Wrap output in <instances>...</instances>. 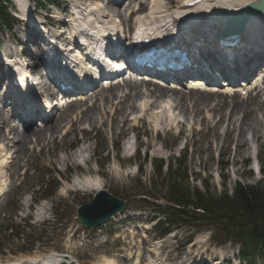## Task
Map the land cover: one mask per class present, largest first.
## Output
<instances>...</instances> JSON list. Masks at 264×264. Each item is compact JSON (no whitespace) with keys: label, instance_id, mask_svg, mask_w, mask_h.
I'll return each mask as SVG.
<instances>
[{"label":"rangeland","instance_id":"rangeland-1","mask_svg":"<svg viewBox=\"0 0 264 264\" xmlns=\"http://www.w3.org/2000/svg\"><path fill=\"white\" fill-rule=\"evenodd\" d=\"M70 1L73 6L74 0ZM181 1L162 0V3L175 11ZM105 2L108 11L110 6ZM35 7L30 0L29 9L33 11ZM70 7L61 0L59 12L55 5L43 10L37 8L35 17L57 26L56 17L69 15ZM142 8L137 17L148 15V4ZM124 14L127 24L132 25L128 12L124 11ZM18 15L22 17L21 12ZM116 17L122 18L121 15ZM28 25L30 23L18 19L13 31L2 35L1 57L3 54L20 55L18 45L23 43L21 48L27 56L24 65L38 61L36 51L39 46L35 38L40 32L28 33ZM28 46L31 51L26 49ZM26 67L31 78L40 80V91L53 97L51 93L56 92L44 77L43 69L37 64ZM99 89L87 99V104L99 99L94 121L82 120L74 126L80 108L77 104H69L56 113L58 117L42 126H39V120L27 124L25 130L31 136L35 128H50L56 121H62L54 136L48 133L41 141L33 137L26 146L13 148L18 135L10 134L9 128L14 123L0 124V161L6 159L7 169L3 168V171L8 191L6 201L0 203V263L45 257L66 250L78 264H101L105 258L116 261L115 264H210L212 259L220 264H241L237 245L233 242L220 245L207 231L196 233L195 228L182 226L165 237H158L150 222L155 207L142 204L135 193L144 191L143 186L153 178L152 158H169L180 152L186 154L190 183H201L200 179L205 177L213 193L222 191L224 184L232 189L239 180L257 184L264 178L261 172L264 168V90L251 91L247 97L238 93L230 95L225 104L210 100L204 107L190 106L185 112L171 110V120L160 119L158 124L154 121L157 111L143 116L137 110L130 113L127 123L122 124L114 121L113 110L101 101L109 88L97 91ZM147 100L139 99L137 104ZM103 110L108 113L104 114ZM21 124L17 123V126ZM17 129L23 131V127ZM81 148L83 154L75 159L76 151ZM141 164H144L143 170L139 169ZM257 164L260 174L254 171ZM85 176L97 178L103 189L112 193L131 192L132 206L98 227H83L67 206L74 210L92 199L94 191L70 184ZM52 177H57L58 182L44 193H38L43 179L47 182ZM49 192L54 195L43 199ZM42 204L46 208L38 217L36 213ZM55 213L58 218H53L57 217ZM30 218L37 223L34 229L26 224V219ZM10 226L13 231L9 230ZM31 232L35 236L26 238ZM38 232L41 233L38 235ZM190 235H194L193 240L186 245Z\"/></svg>","mask_w":264,"mask_h":264},{"label":"bare ground","instance_id":"bare-ground-1","mask_svg":"<svg viewBox=\"0 0 264 264\" xmlns=\"http://www.w3.org/2000/svg\"><path fill=\"white\" fill-rule=\"evenodd\" d=\"M253 1L255 0H205L200 6L196 8H188L184 5L186 2H188V0H182L181 4H179L175 8V11H172L171 9H168L167 6L163 5L162 0H133V2H131V0H125L121 2V4H116L112 0V2L108 3V5L110 6V10L107 14L102 4H94L91 3L90 0H87V2L85 3V9H82L83 6H81L80 10L82 14L87 13L88 11L91 12L89 16L91 18L94 17V20H96L97 17H102V19H104L106 23L99 25L104 26L108 30L121 29L122 26L125 30H130L131 27L128 26L125 19V14L123 12L130 9L132 13L136 12V8H133V4L136 2H138L137 5L140 7L148 4L149 15L145 17H139L134 22V28H136L138 24L146 26L149 36H151L152 38H157L158 40H160V42H162L163 39L166 38L167 34L174 35L177 33V38H187L186 35L191 29L202 30V27H213V29L219 31L225 21L224 17H221V11L223 9H229L233 11ZM18 3L21 6L22 10L25 12V18L29 19L30 17H27L29 8L26 5V1L18 0ZM120 14L122 16V20H117L116 16ZM113 16L114 19H112ZM73 19L74 17L72 18V20ZM107 19L109 21H107ZM263 22L264 13L256 16H251L245 26V29L257 30L259 27H262ZM28 31L30 33L34 32V27L31 26V29H28ZM166 39L171 40L172 38L168 37ZM70 49H73V46H71ZM3 56L5 55L3 54ZM17 59L18 58L15 57L14 59L8 60L10 62L15 60L19 61ZM15 65L24 73L27 72L25 66L21 63H16ZM35 81V85H39L40 80L35 79ZM192 81H194L193 86L189 84L188 88H186L187 91H181V89L178 87L171 88L170 86L161 85L157 82H138L130 78L123 83L122 87L118 85L110 87L106 95H102L103 99L101 101L105 105H109L111 110H113V119L116 123H118L119 121L122 122V124L127 123L128 116L134 111L138 110V112L140 111L143 116H146V114L155 110L157 111V113L155 114L154 121L156 124H158L160 119L169 118V120H171L172 116L169 115L171 110H180L181 112H185L190 106L192 107L194 105H199L201 107H204L210 100L216 102L217 104H225L228 101V96L232 94V91L227 90V88L229 87L223 86L225 82L221 84L223 88L217 89L213 87L210 88L209 91H207L199 89L202 83L201 79H194ZM256 84L258 86L264 87V73H261L260 76L256 79ZM251 88L252 85H250L248 89L250 90ZM1 89L2 87L0 88V90ZM242 90L243 89L240 88V91ZM118 91L122 93H119ZM143 98L148 99L147 102L137 104V101ZM63 99H66V97H64ZM98 102L99 99H96L91 104H87L86 100L84 102L74 103L78 105V107L80 108V112L78 114L77 121L73 122V125L75 126L78 121L82 120L94 121L95 113L99 109H97V107L99 106ZM103 113L106 114L108 113V111L103 110ZM0 121L1 123H6L8 121V118L5 117L1 108ZM61 125L62 121L58 120L50 128L43 127L34 129L31 136L28 135L27 130L18 133L16 128L12 127L11 131L18 135L14 146L24 147L27 145L28 141H31L33 137H35L37 141H41L48 133L54 136L58 132V129L61 127ZM18 142L20 143L18 144ZM82 153V151L77 150L75 153V159L81 156ZM0 172V193H2L4 191V176L2 174V171ZM98 181L99 180L97 178L94 179L92 176H85L84 178H78L74 180L70 184L77 186L81 185L87 191L91 190L96 192L103 188L102 184ZM45 208L46 205L42 204L38 208V215H43V211L45 210ZM63 257V253L58 254L57 252H54L46 255L45 257L33 256L27 258H19L7 263L0 264H60L63 260ZM113 263L114 261L112 259L105 258L101 264Z\"/></svg>","mask_w":264,"mask_h":264},{"label":"trees","instance_id":"trees-1","mask_svg":"<svg viewBox=\"0 0 264 264\" xmlns=\"http://www.w3.org/2000/svg\"><path fill=\"white\" fill-rule=\"evenodd\" d=\"M3 29L10 30L11 24L5 0H0V32ZM176 162L169 163L164 171L163 161H154L157 180L150 190L137 193L164 200V206L150 203L155 212L166 216L156 226L158 234L164 236L174 227L184 225L211 230L217 240L238 244L240 258L246 264H264V179L256 185L237 181L232 193L224 184L222 191L213 193L207 179L202 181L204 191L191 184L186 161L176 159ZM50 185L48 181L44 188ZM154 190L159 195H154Z\"/></svg>","mask_w":264,"mask_h":264},{"label":"water","instance_id":"water-1","mask_svg":"<svg viewBox=\"0 0 264 264\" xmlns=\"http://www.w3.org/2000/svg\"><path fill=\"white\" fill-rule=\"evenodd\" d=\"M264 13V0L252 2L235 11L225 9L222 12L227 24L224 33H240L251 16ZM127 206V201H123L106 190L97 193L96 197L89 203L82 205L78 210V220L85 226L93 227L108 219ZM67 258V257H65ZM61 264H67L65 262ZM70 264H75L71 262Z\"/></svg>","mask_w":264,"mask_h":264}]
</instances>
